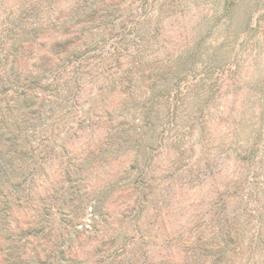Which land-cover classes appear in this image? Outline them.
Masks as SVG:
<instances>
[{
  "label": "trees",
  "instance_id": "16d2710c",
  "mask_svg": "<svg viewBox=\"0 0 264 264\" xmlns=\"http://www.w3.org/2000/svg\"><path fill=\"white\" fill-rule=\"evenodd\" d=\"M177 15L0 0V264H264V39Z\"/></svg>",
  "mask_w": 264,
  "mask_h": 264
},
{
  "label": "rangeland",
  "instance_id": "374dc122",
  "mask_svg": "<svg viewBox=\"0 0 264 264\" xmlns=\"http://www.w3.org/2000/svg\"><path fill=\"white\" fill-rule=\"evenodd\" d=\"M154 0H144V4H151ZM178 10V32L183 35L197 36L201 31L209 36L212 43H218L228 36H233L235 31H227L226 23L233 18L234 22L248 19L255 27L256 37L264 39V0H175ZM229 10V13H228ZM204 28V29H203ZM263 47V46H262ZM261 47V49H262ZM264 53V47H263ZM258 59V69L249 74L256 77L263 72L264 54ZM234 64L230 66L234 68ZM262 69V71H261ZM195 79L190 78L185 85H192ZM207 186L202 188L206 191Z\"/></svg>",
  "mask_w": 264,
  "mask_h": 264
}]
</instances>
